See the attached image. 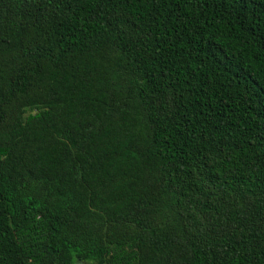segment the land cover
Wrapping results in <instances>:
<instances>
[{
    "label": "trees",
    "instance_id": "16d2710c",
    "mask_svg": "<svg viewBox=\"0 0 264 264\" xmlns=\"http://www.w3.org/2000/svg\"><path fill=\"white\" fill-rule=\"evenodd\" d=\"M264 264V0H0V264Z\"/></svg>",
    "mask_w": 264,
    "mask_h": 264
},
{
    "label": "rangeland",
    "instance_id": "374dc122",
    "mask_svg": "<svg viewBox=\"0 0 264 264\" xmlns=\"http://www.w3.org/2000/svg\"><path fill=\"white\" fill-rule=\"evenodd\" d=\"M79 264H90V263L80 262Z\"/></svg>",
    "mask_w": 264,
    "mask_h": 264
}]
</instances>
